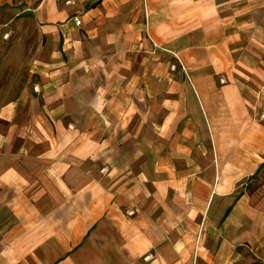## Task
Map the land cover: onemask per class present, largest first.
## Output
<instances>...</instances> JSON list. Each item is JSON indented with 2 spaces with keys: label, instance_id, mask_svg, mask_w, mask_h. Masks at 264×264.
Returning a JSON list of instances; mask_svg holds the SVG:
<instances>
[{
  "label": "crops",
  "instance_id": "obj_1",
  "mask_svg": "<svg viewBox=\"0 0 264 264\" xmlns=\"http://www.w3.org/2000/svg\"><path fill=\"white\" fill-rule=\"evenodd\" d=\"M0 23L26 28L0 264H264V0H0Z\"/></svg>",
  "mask_w": 264,
  "mask_h": 264
},
{
  "label": "rangeland",
  "instance_id": "obj_2",
  "mask_svg": "<svg viewBox=\"0 0 264 264\" xmlns=\"http://www.w3.org/2000/svg\"><path fill=\"white\" fill-rule=\"evenodd\" d=\"M15 30L19 31V35L22 36L26 28L18 26L14 28L10 24L3 26L0 23V94H3V98L14 93L16 77L22 75L24 39L21 36L20 39L8 36L10 32Z\"/></svg>",
  "mask_w": 264,
  "mask_h": 264
},
{
  "label": "built area",
  "instance_id": "obj_3",
  "mask_svg": "<svg viewBox=\"0 0 264 264\" xmlns=\"http://www.w3.org/2000/svg\"><path fill=\"white\" fill-rule=\"evenodd\" d=\"M58 1H61V2H63V3H65V4H72V3H74V0H58ZM73 20H74V23L76 24V25H79L80 24V18L78 17V16H75L74 18H73ZM6 37H7V35H6ZM176 55V54H175ZM104 171V170H103ZM133 212L132 211H128L127 212V214L128 215H131Z\"/></svg>",
  "mask_w": 264,
  "mask_h": 264
}]
</instances>
